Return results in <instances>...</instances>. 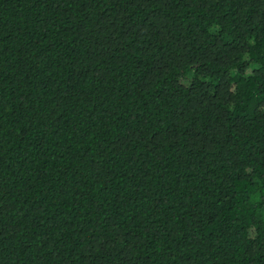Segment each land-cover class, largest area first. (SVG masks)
<instances>
[{
    "label": "trees",
    "instance_id": "obj_1",
    "mask_svg": "<svg viewBox=\"0 0 264 264\" xmlns=\"http://www.w3.org/2000/svg\"><path fill=\"white\" fill-rule=\"evenodd\" d=\"M0 264H264V0H0Z\"/></svg>",
    "mask_w": 264,
    "mask_h": 264
}]
</instances>
